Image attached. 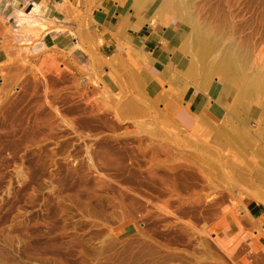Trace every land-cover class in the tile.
<instances>
[{"label":"rangeland","instance_id":"rangeland-1","mask_svg":"<svg viewBox=\"0 0 264 264\" xmlns=\"http://www.w3.org/2000/svg\"><path fill=\"white\" fill-rule=\"evenodd\" d=\"M161 4L0 0V264H264V88L199 87ZM191 7L264 78V0Z\"/></svg>","mask_w":264,"mask_h":264},{"label":"bare ground","instance_id":"bare-ground-1","mask_svg":"<svg viewBox=\"0 0 264 264\" xmlns=\"http://www.w3.org/2000/svg\"><path fill=\"white\" fill-rule=\"evenodd\" d=\"M139 1L145 2L147 0H139ZM150 1L154 2L155 0H150ZM193 2H195V0ZM193 2H192V0H162V4H161L162 6H168V5L173 6L174 7L173 9H176L178 12H181L182 13L181 15H183L181 17H183L192 26L190 33H188L184 42L182 43V47H183V49L185 48V50H186V48L194 49L196 51L195 54H197L199 56V58H201V60H200V62H198V60L195 57V54H193V53L188 54L189 61H187L185 63L187 66V70H189L188 74H193V75L195 74L196 75V72L199 74V72H201L203 70L201 72V73H203L201 75V77L200 76L199 77L198 76H196V77L192 76L193 78H195L194 81L197 83V85L199 87H202V88L209 87L210 85L212 86V84H213L212 76L214 74H217L219 77L217 84L222 83L225 79L232 80V83H231L232 86L237 85L239 82H241L242 85L239 84L241 86V88H240L241 91L239 94L240 96H241V92H242V95H244L246 97L251 92H254V91L259 92L260 89L262 90L264 88V78L262 76L257 75V76H254V77L249 79L245 73V65L246 64H245L244 60L242 59L243 57H238L237 53L233 52V50L231 49V46L223 47L222 50L219 52V54H217V57L214 60H211V62H210L211 64H206V62H205L206 59L214 51L216 53V50L220 49V47L217 48V46L220 42L216 43V45H215V41L212 38H210V36H208L202 30L203 28L201 29L200 26L196 23V21H195L196 19L193 18V16L191 15V12H190V7L192 6ZM171 6H170V8H171ZM194 6H195V4H194ZM168 8H169V6H168ZM194 8L195 7H193V9ZM197 8H198V5H197ZM168 13H170V12H168ZM177 15H179V14H177ZM220 41H222V40H220ZM180 49H182V48H179V50ZM191 51H193V50H190V52ZM217 51H219V50H217ZM238 52H241V51H238ZM185 55H186V52H185ZM243 55H245V53L242 54L241 56H243ZM244 59H245V56H244ZM200 67L202 68L201 71H200ZM220 73H221V75H219ZM189 76L191 77V75H189ZM208 91H210V90L208 89ZM263 91H264V89L261 92H263ZM223 123H225V121ZM233 123H234V121H233ZM225 125H226V123H225ZM242 133H243V131H242ZM245 136H246V134L243 137L245 138Z\"/></svg>","mask_w":264,"mask_h":264},{"label":"crops","instance_id":"crops-1","mask_svg":"<svg viewBox=\"0 0 264 264\" xmlns=\"http://www.w3.org/2000/svg\"><path fill=\"white\" fill-rule=\"evenodd\" d=\"M27 1H31V0H27ZM51 9V8H50ZM125 20V18H123L122 19V21H124ZM141 30H143V31H146L143 27L141 28ZM138 36L140 37V39H141V37H146L144 34H142V33H138ZM154 40V38H148V40L150 41V40ZM143 40H145V39H143ZM150 41L151 43H154L155 42V40L154 41ZM153 49H152V55L154 56L155 54H159V56H161L163 53H164V48H163V46H161V45H158V44H156L154 47H152ZM0 62H1V57H0ZM249 212L251 213V214H254L255 216H259V214H261V212H260V207H256V206H252V208H251V210H249Z\"/></svg>","mask_w":264,"mask_h":264}]
</instances>
